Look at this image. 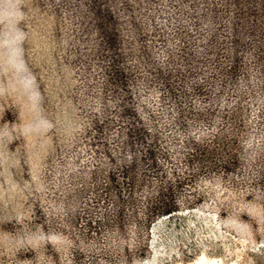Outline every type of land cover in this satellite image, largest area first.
I'll list each match as a JSON object with an SVG mask.
<instances>
[{"label":"rangeland","instance_id":"obj_1","mask_svg":"<svg viewBox=\"0 0 264 264\" xmlns=\"http://www.w3.org/2000/svg\"><path fill=\"white\" fill-rule=\"evenodd\" d=\"M68 5L82 17L72 22L80 27L73 52L83 55L71 63L92 84L67 94V119L95 123L71 153L48 157L50 167L66 154L79 167L71 191L48 199L74 211L39 214L30 198L20 201V224L0 203V232L24 239L43 226L74 246L57 256L52 244L25 245L12 258L0 247V264H98L100 256L105 264H188L201 253L264 264L261 217L246 211L264 207V143H253L264 134V0H62ZM87 103L101 108L99 118ZM100 233L110 236L107 250L83 254L81 241Z\"/></svg>","mask_w":264,"mask_h":264},{"label":"clouds","instance_id":"obj_2","mask_svg":"<svg viewBox=\"0 0 264 264\" xmlns=\"http://www.w3.org/2000/svg\"><path fill=\"white\" fill-rule=\"evenodd\" d=\"M76 2L72 0L73 4ZM79 7L82 8L83 3ZM81 18L76 7L62 6V0H0V203L5 210L11 205L15 213L6 217L8 221L15 219L23 224L25 217L20 212L23 207L20 201L30 198L37 202L35 210L39 214L64 217L74 211L71 206L66 209L63 202L57 205L48 197L56 193L64 196L71 191L69 176L75 173L77 177L79 167L67 165L70 160L67 154L62 157L64 165L53 158L50 167L48 157H54L61 148L71 153L75 137L87 135L89 124L95 123L94 120L72 123L67 119V108L73 104L67 94L77 88L80 93L84 92L92 84L80 74L79 63H71L83 55L82 51L73 52V33L80 27L77 24L74 28L72 21ZM94 39L103 43L98 32ZM124 87H128L127 83ZM25 95L28 101H47L49 107L37 108L34 103L25 101L20 112L14 111L13 105ZM87 105L88 112L99 118L101 108L92 107V103ZM52 106L59 110L52 111ZM38 111L46 115L34 118ZM14 132L18 134L13 135ZM21 143L25 146L23 157L17 151ZM253 143L260 147L264 134L254 137ZM114 160L110 158L109 163ZM17 168L23 169L21 179H17ZM46 172L54 173L51 181H45ZM246 211L250 216L255 213L261 217L258 230L264 231V207ZM246 223L251 226L250 221ZM53 236H60L66 243L54 241ZM109 239L108 233H100L98 241L89 240L87 244L81 241L79 249L83 254L100 256L109 247ZM47 244L53 245L57 256L74 246L63 233L45 232L43 226L24 239L12 240L8 234L0 232V247L11 258L25 245L36 251ZM98 264H105L103 256Z\"/></svg>","mask_w":264,"mask_h":264},{"label":"bare ground","instance_id":"obj_3","mask_svg":"<svg viewBox=\"0 0 264 264\" xmlns=\"http://www.w3.org/2000/svg\"><path fill=\"white\" fill-rule=\"evenodd\" d=\"M188 264H223V261L220 258L207 256L204 253H201L195 260L189 262ZM226 264H237L235 261Z\"/></svg>","mask_w":264,"mask_h":264},{"label":"trees","instance_id":"obj_4","mask_svg":"<svg viewBox=\"0 0 264 264\" xmlns=\"http://www.w3.org/2000/svg\"><path fill=\"white\" fill-rule=\"evenodd\" d=\"M174 211H175L174 209L173 210H164L162 213L164 216H168V215L170 216V214Z\"/></svg>","mask_w":264,"mask_h":264}]
</instances>
